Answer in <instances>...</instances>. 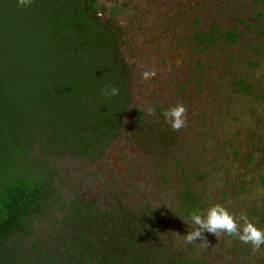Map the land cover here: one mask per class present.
<instances>
[{
  "label": "rangeland",
  "instance_id": "rangeland-1",
  "mask_svg": "<svg viewBox=\"0 0 264 264\" xmlns=\"http://www.w3.org/2000/svg\"><path fill=\"white\" fill-rule=\"evenodd\" d=\"M98 4L97 17L122 31L120 48L131 67L128 129L99 160L52 155L37 145L31 160L49 167L50 183L41 213L9 246L23 247L33 264H54L78 235L71 213L81 198L109 211L118 225L131 216L150 264H264V246L253 253L227 235L205 233L208 247L183 242L192 230L184 222L189 214L216 203L264 228V0ZM48 6L36 0L21 10L18 1L0 0V30L33 19L37 27ZM145 65L158 69L149 81L141 78ZM181 102L188 124L173 132L162 113ZM94 237L89 242L97 244ZM101 251L95 264H110L109 248Z\"/></svg>",
  "mask_w": 264,
  "mask_h": 264
},
{
  "label": "trees",
  "instance_id": "trees-1",
  "mask_svg": "<svg viewBox=\"0 0 264 264\" xmlns=\"http://www.w3.org/2000/svg\"><path fill=\"white\" fill-rule=\"evenodd\" d=\"M49 1L37 27L33 19L0 30V42L8 43L0 47V264H33L23 247L9 246L41 213L50 183L49 167L31 160L33 149L99 160L121 135L131 109L122 31L97 17L98 0ZM105 86L119 88V95L105 97ZM71 217L78 235L68 238V254L54 264L100 263L103 247L110 264H150L131 216L118 225L109 211L79 198ZM91 235L97 244L89 242Z\"/></svg>",
  "mask_w": 264,
  "mask_h": 264
},
{
  "label": "clouds",
  "instance_id": "clouds-1",
  "mask_svg": "<svg viewBox=\"0 0 264 264\" xmlns=\"http://www.w3.org/2000/svg\"><path fill=\"white\" fill-rule=\"evenodd\" d=\"M33 0H18V6L30 7ZM145 70L142 72V80L149 81L158 74V69L154 66L148 69L145 65ZM102 95L105 97L118 96L119 88L105 86L102 90ZM147 115L155 114L153 106L149 105L145 109ZM187 106L181 102L177 105L165 110L162 115L169 123L173 132H178L187 127ZM185 223L190 224L191 231L183 236L185 244H194L200 240L201 247H208L209 242L204 235L212 233L219 240L222 236L238 239L245 245H251L253 253L259 251L264 246V228L258 227L257 224L251 221L248 215L241 212L237 215L234 211H230L225 205L216 203L207 210L199 208L194 209Z\"/></svg>",
  "mask_w": 264,
  "mask_h": 264
},
{
  "label": "flooded vegetation",
  "instance_id": "flooded-vegetation-1",
  "mask_svg": "<svg viewBox=\"0 0 264 264\" xmlns=\"http://www.w3.org/2000/svg\"><path fill=\"white\" fill-rule=\"evenodd\" d=\"M99 1V0H98ZM98 1H97V3H98Z\"/></svg>",
  "mask_w": 264,
  "mask_h": 264
}]
</instances>
